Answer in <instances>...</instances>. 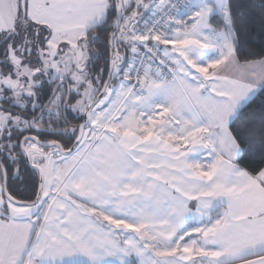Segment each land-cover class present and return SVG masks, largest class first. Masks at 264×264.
<instances>
[{
	"label": "snow or ice",
	"instance_id": "1",
	"mask_svg": "<svg viewBox=\"0 0 264 264\" xmlns=\"http://www.w3.org/2000/svg\"><path fill=\"white\" fill-rule=\"evenodd\" d=\"M0 264H264V0H0Z\"/></svg>",
	"mask_w": 264,
	"mask_h": 264
}]
</instances>
